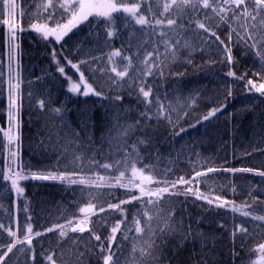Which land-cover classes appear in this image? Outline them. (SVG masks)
Here are the masks:
<instances>
[{
	"label": "trees",
	"instance_id": "1",
	"mask_svg": "<svg viewBox=\"0 0 264 264\" xmlns=\"http://www.w3.org/2000/svg\"><path fill=\"white\" fill-rule=\"evenodd\" d=\"M45 2L7 0L6 4L0 0V223L15 231L20 241L27 235L29 217L33 232H44L54 225L65 227L34 238L32 249L27 244H17L6 258L7 264H33V257L35 264H48L46 255H52L56 264H102V256L98 255L100 242L94 239L93 232L101 236L107 249V238L117 222H122L123 231L117 233L112 251L120 264H256L261 256L258 246L264 243V220L255 219L264 217V177L224 171L240 168L264 171V96L246 91V80L226 75L231 68L237 76L246 73L260 82L253 75L260 65L257 50L248 49L235 35L232 43L228 41L231 29L240 31L237 23L231 18L222 23L208 10L211 31L232 48L234 65L224 62L225 53L208 45L206 33L197 32V22L205 20L203 13L193 12L188 6L160 15L163 5L172 0H112L118 5H138V15L144 16L153 27L142 28L135 23V18L123 12L114 13L110 24L105 23L104 17H90L91 23L85 22L74 29L61 48L29 30L33 23L46 22L42 18ZM53 2L58 6L65 0ZM223 6V0L213 4V7ZM245 6L254 10V0H245ZM242 11L243 7L233 8L229 17L232 12L239 15ZM67 18L58 16L60 23ZM5 19L14 20L25 29L17 34L15 43L19 48L16 63L12 65V75L18 76L21 85L18 110L10 109L9 103L11 34L8 26L3 25ZM168 19L176 20L174 28L167 26ZM261 19L255 21L253 33L240 31V35L264 37ZM156 20H161L164 26L156 25ZM240 23H245L242 16ZM247 23H252L251 18ZM110 29H115L117 34L106 44ZM53 48L65 74L73 78L80 72L68 64L65 56L76 64L97 58L90 65H81L80 71L101 95L70 92L68 80L58 72V65L51 58ZM121 49L119 56L111 55ZM149 52L153 57L145 60ZM149 67L154 75L145 78ZM113 68L125 71L126 75L117 77ZM11 82L16 83L17 79ZM142 84L153 89L150 108L142 102V96L138 98ZM228 90L231 96H227ZM117 96L121 99L117 100ZM41 100L46 102L43 109L39 107ZM161 104L170 105L167 118L158 115ZM221 104L227 105L223 111L203 120ZM10 110L17 118L12 125L9 124ZM181 128L186 131L180 133ZM5 132L18 135V143L9 144ZM17 150L18 156L12 157V151ZM74 157L79 158L75 165L78 177L92 180L105 177L104 187L93 189L92 196H88L85 185L31 178L34 174L58 175L65 171V165L71 171ZM93 158L99 164L114 167L107 171L99 168L87 171ZM133 165L144 175L154 177L152 183L145 185L151 191L166 186L155 181L171 183L181 176L191 179L196 171H205L208 167L221 169L209 174L199 190L209 198L220 195L231 204L221 208L195 195H183L185 187L196 189L193 182L178 187L180 195L165 194L155 206L145 208L140 201H135L124 206L123 214H100L96 209V214L89 217L91 231L72 232L73 224L69 221L77 222L84 217L79 211L81 207L92 203L107 208L108 203L129 199L126 192L140 195L137 188L108 187L116 183L121 171L126 173L122 183L139 184L138 176L132 174ZM81 167L85 170L80 171ZM17 172L29 177L20 182L25 191L19 197L11 191V181L4 179L5 174L13 176ZM142 199L146 202L149 198ZM233 206L240 211L234 212ZM146 211L148 216L144 215ZM137 219L144 229L140 234L135 232ZM238 225L250 235H234ZM61 231L67 235L61 237ZM149 240L153 243L152 254L141 257L140 249ZM12 242L13 238L0 230L3 246L0 255Z\"/></svg>",
	"mask_w": 264,
	"mask_h": 264
},
{
	"label": "snow or ice",
	"instance_id": "2",
	"mask_svg": "<svg viewBox=\"0 0 264 264\" xmlns=\"http://www.w3.org/2000/svg\"><path fill=\"white\" fill-rule=\"evenodd\" d=\"M255 2V9L250 11L247 6H245V0H223V7H213V4L216 3V0H212L210 3V0H172V3H165L163 5L164 11L160 13L161 16L167 14H170V9H183L185 7L190 6L193 10V12L196 13H203L205 16V20L203 22H197L196 24V30L199 34L204 35L205 33L207 36L205 37L208 45L217 47V51L225 53L224 56V62H226L228 65H234L235 59L232 55V48L225 44V41L220 38L216 34L215 31H211L212 24L209 23V12L211 11L212 14H214L216 17H218L219 21L222 23H227L228 19L231 18L234 20V22L237 23V26L240 31L246 32V33H253L256 29L255 21L258 18L261 19V24H264V0H254ZM5 3L7 4V0H5ZM14 7V5H13ZM138 5L131 4V5H118L116 3H112L111 0H108L107 3H93L90 2V0H65L64 3L59 4L58 6L53 2V0H46L45 4L43 5V12H44V19H46L45 23H33L30 25L29 30L35 31L37 34H40L42 36V39L47 43H52L53 41L60 45L61 48H63V43L65 42V38L69 36L70 33L73 32L74 29H77L79 26H81L83 23L88 22L91 23L89 20L90 17L98 18V17H104L105 23L110 24L112 20V16L114 13H128L133 18H135V23L140 25L142 28L145 27H153L149 20L145 19L144 16L140 15L137 17V10ZM243 7V11L239 13V15L236 14V12H232V16L229 17V11L233 8L235 9H241ZM62 9V11H60ZM253 11L255 12V15H253ZM59 17L67 16V20L64 23H60L58 20ZM241 16L244 18L245 23L241 24ZM251 18L252 23H247V20ZM3 25H7L10 30V39L11 43L9 45V87H8V93H9V103H10V109H17L20 101L19 97V91H20V83L18 81V76L13 77L12 73L14 71L12 65L16 63L17 59V51L19 48V45L15 43L17 39V34L22 33L25 29L20 27L15 23V21H9L8 19H5L3 21ZM156 25L163 27V23L161 20H156ZM167 26L169 28H174L176 26V20L175 19H168L167 20ZM189 27H191V24H189ZM200 30H203L201 32ZM240 31L237 29H231L228 35V41L230 43L233 42V36H236L237 40H242L247 45L248 49H256V56L259 58L260 65L259 69L253 74L256 77L260 78V82L258 83L256 80H254L251 77H248L247 74H242L240 76L236 75V72L230 70L226 73L228 77H233L236 80L244 81L246 80L245 89L248 92H254L259 93L260 96H264V37H258L254 34H249L247 36H241ZM115 29H110L107 31V40L105 43H109L110 39L113 38L116 35ZM164 33H161V37H163ZM211 37H215V40H212ZM248 41H251L249 44ZM220 46H223L222 48ZM121 50H117L113 52L112 56H119L121 54ZM57 50L56 48L52 49L51 52V58L54 63L58 65L57 70L58 72L63 75L64 74V67L59 65V61L57 59ZM173 56H175V53H173ZM149 57H153V53L149 52L148 55L145 57V60H147ZM68 64L71 65L73 69H76L77 72H80V84H83V94L88 95L89 93L95 94L97 96L101 95V92L95 91L92 84L88 83L84 73L80 71L81 65H90L96 61L97 58H92L91 60L87 61H81L80 64L73 63L70 59L67 58V56L64 57ZM124 59H129L128 57H124ZM130 62V61H129ZM113 72L116 73L117 77L123 78L126 73L125 71H117L115 68L112 69ZM149 75H154L153 69L151 67L148 68V71L144 73L145 78H147ZM13 79H17L16 83H12L11 81ZM113 83H116L115 80H113ZM80 84H72L69 91L72 93H77L80 91ZM0 87H2V74H0ZM147 88V90H145ZM231 90L227 91V96H231ZM138 98L142 96L144 99L142 102H145L146 107H151V102L149 101V97L154 95L153 89L151 86H148L146 84H142L139 93L137 94ZM31 99V96L29 97ZM117 100L121 99V97L117 96ZM45 101L41 100L39 101V107L43 109L45 107ZM156 103H159L157 100ZM226 104H221L220 107L214 108L212 111H209L208 114L203 117V120H208L209 118L215 116L217 113L223 111L226 108ZM169 106L160 105V108L158 110L159 116H166V110L169 108ZM59 111V110H55ZM141 115H145L144 113H141ZM16 116L12 115V112L10 110L9 112V124L12 125L16 122ZM201 121H197V123H200ZM15 126L18 128V123L15 124ZM194 127V126H193ZM2 131V129H0ZM186 131V129L181 128L180 133H183ZM180 133H176V135H179ZM5 136L7 137L9 144L18 143L19 136L18 135H11L9 132H5ZM12 157L16 158L18 156V150L12 151L11 153ZM107 158V157H105ZM79 159L78 157H74L72 161L73 170H68V165H65V171L59 172V174H50V175H33L32 179H43V180H56L59 179L61 181H64L68 183L69 185H85L87 189L88 196L93 195V189H101L104 187L105 177L104 176H97L95 180H92L91 178L85 179L82 177H78V172L76 171L75 165L76 160ZM119 164L120 162H116ZM59 164V160H58ZM114 167V165L109 164H99L95 161V158H93V162L89 163L87 166V171H91L93 168H99L103 171H107L109 168ZM85 169L83 167L80 168V171H84ZM221 171V169L218 168H212L208 167L205 171H196L194 175L191 177V179H185L183 176L179 177L174 182L169 183L167 180L165 181H155L156 183H164L166 186L157 188L155 191L146 190L145 185L150 184L153 182L154 177L150 175H144V172L137 169L135 165L132 166V174L133 177H137L140 180L139 184L134 183H122L121 180L123 177H125L126 173L125 171H121L119 176L116 177V183L113 185H108L109 188H137L140 192L139 196L132 195L130 192H126L125 195L129 196V199L127 200H120L119 203H108L107 208L94 205L92 203L87 204L85 207H81L79 211L84 214V219L79 220L77 222L69 221L70 224H73V227L71 229L72 232H80L84 233L86 231H91L89 229V217L91 215L96 214L95 210L98 209V212L100 214H104L107 212H120L121 214L124 213V206L128 204H132L135 201H140V203L147 208L148 205L155 206L156 201L161 200L162 197L167 194L169 197L180 195L177 191L178 187L191 185L193 182L197 185L196 189L193 190L192 187H185L183 195L187 196L189 194L195 195L198 199L205 200L209 205L216 204L217 207L221 208H228L231 204L230 201L223 198L220 195H217L213 198H209V196L205 195L204 193L200 192L199 185L206 180V178L209 176V174L218 173ZM224 171L231 172L235 174L236 172H249L254 173L255 175H258L260 177H264V171L254 170L252 168H240V169H224ZM29 177L27 175L22 174L21 172L15 173L13 176H9L8 174L4 175L5 180L11 181V191L14 192L18 197L21 196L24 193V188L20 187V182L23 180L28 179ZM85 189L82 188L81 192L82 195L84 193ZM148 197L149 199L145 202L142 198ZM154 198V199H153ZM235 211H240L239 208H236L233 206L232 209ZM145 216H148V212L146 211L144 213ZM243 215L246 217L248 216L247 212H244ZM149 219H151L149 217ZM255 219L258 220H264V217H256ZM122 222H117V224L112 227L111 229V235L107 238V249H105V242L101 240L100 235H96L95 232H93L94 239L97 242H100V253H98L99 256H102V264H120L119 257L115 252L112 251L113 245L117 239V233L123 231L121 228ZM123 223H126L123 222ZM135 232L137 234H140L144 231V229L141 227V220L137 219L135 221ZM65 226L63 225H54L53 228L45 229L44 232H33L31 218L29 217V221L27 224V235L25 236V239L23 241H20L16 238V232L12 231L11 228H6L4 224L0 223V230L6 231L8 236L13 238V242L9 243L7 245V250L3 251V254L0 255V264H7L6 258L9 257L10 253H13L14 248H16L17 244H20L23 246V244H27L29 249H32L33 245V239H39L43 237L46 233L53 232L54 229L60 228L63 229ZM236 233H239L242 237H247L250 234L248 233V230L242 226H236L234 235ZM61 237H64L67 235L66 232L61 231L60 233ZM127 238V234H126ZM3 246L0 245V249H2ZM145 249H148L149 251L146 252ZM153 249V243L151 240L145 241L144 247H141L140 249V256L146 257L148 255H151V250ZM21 250H23V247H21ZM105 251L107 254H104ZM258 251L261 253V257L258 259L256 264H264V243H261L258 246ZM46 261L48 264H56V260L52 255H46L45 256ZM33 264H35V257H33Z\"/></svg>",
	"mask_w": 264,
	"mask_h": 264
},
{
	"label": "rangeland",
	"instance_id": "3",
	"mask_svg": "<svg viewBox=\"0 0 264 264\" xmlns=\"http://www.w3.org/2000/svg\"><path fill=\"white\" fill-rule=\"evenodd\" d=\"M90 2H93V3H107L108 0H90ZM140 15L137 14V17L138 18ZM65 76V78L68 80V87L70 89L71 85L72 84H80V73H78V76L76 78H73V77H70L68 75L63 74ZM88 82V81H87ZM89 83V82H88ZM96 91V90H95ZM77 94H81V95H84L83 94V84H80V91L77 92ZM88 95H95V94H92V93H89Z\"/></svg>",
	"mask_w": 264,
	"mask_h": 264
}]
</instances>
